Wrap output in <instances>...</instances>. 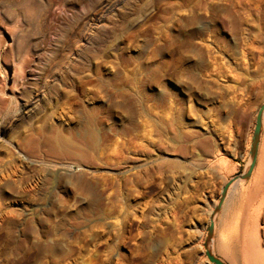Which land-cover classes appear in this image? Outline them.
Instances as JSON below:
<instances>
[{
	"label": "rangeland",
	"instance_id": "obj_1",
	"mask_svg": "<svg viewBox=\"0 0 264 264\" xmlns=\"http://www.w3.org/2000/svg\"><path fill=\"white\" fill-rule=\"evenodd\" d=\"M263 105L264 0H0V264H254Z\"/></svg>",
	"mask_w": 264,
	"mask_h": 264
},
{
	"label": "bare ground",
	"instance_id": "obj_2",
	"mask_svg": "<svg viewBox=\"0 0 264 264\" xmlns=\"http://www.w3.org/2000/svg\"><path fill=\"white\" fill-rule=\"evenodd\" d=\"M30 103L31 102L29 101V104ZM20 117H22V116H20ZM16 119H18V118H16ZM18 120H20V119H18ZM260 152L262 154L261 155V164H262V167L264 168V140H263ZM236 182H238V181H236ZM253 186H254L253 189L251 187V191L249 192L250 193L249 198L247 199L246 203L244 204V208H243L244 218L242 220V232L240 230L239 231L242 233L241 235L243 236V239L251 247L248 258L254 264H264V246L261 245L262 242L260 241V238H259L260 237L258 234L259 230H257L258 226H256L257 223L255 224V222H254V218H256L257 216H259L261 214L262 209L264 207V171H263V173H261L260 179ZM232 227H234V226L232 225ZM239 239L241 241L243 240V239H241V237ZM241 241H239V243Z\"/></svg>",
	"mask_w": 264,
	"mask_h": 264
},
{
	"label": "water",
	"instance_id": "obj_3",
	"mask_svg": "<svg viewBox=\"0 0 264 264\" xmlns=\"http://www.w3.org/2000/svg\"><path fill=\"white\" fill-rule=\"evenodd\" d=\"M263 115H264V105L260 108L259 112H258V115H257V122H256V128H255V133H254V145H253V150H252V163H251V166L248 170V172L241 176V178L243 179H247L250 177V175L252 174L254 168H255V165H256V161H257V149H258V143H259V138H260V135H261V131H262V123H263ZM238 178L232 180L229 184H227V186L224 188L223 190V195H222V199H221V202H220V206H222L226 196H227V193H228V190L229 188L231 187V185L237 180ZM214 230H215V223L214 221H212L211 223V226H210V229H209V235L210 237L213 236V233H214ZM206 255L209 259V261L212 263V264H226L223 260L219 259L218 257H216L211 251H207L206 252Z\"/></svg>",
	"mask_w": 264,
	"mask_h": 264
}]
</instances>
